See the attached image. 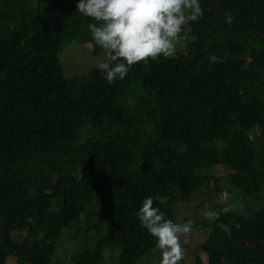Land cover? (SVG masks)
Listing matches in <instances>:
<instances>
[{"label": "trees", "instance_id": "trees-1", "mask_svg": "<svg viewBox=\"0 0 264 264\" xmlns=\"http://www.w3.org/2000/svg\"><path fill=\"white\" fill-rule=\"evenodd\" d=\"M77 2L0 0V264H51L94 201L102 236L71 264H105L108 250L137 264L155 247L143 200L176 223V202L221 192L218 167L240 195L264 194L252 139L264 137V0H199L203 16L181 29L193 41L112 84ZM202 250L207 264H264V208L222 211Z\"/></svg>", "mask_w": 264, "mask_h": 264}, {"label": "clouds", "instance_id": "clouds-1", "mask_svg": "<svg viewBox=\"0 0 264 264\" xmlns=\"http://www.w3.org/2000/svg\"><path fill=\"white\" fill-rule=\"evenodd\" d=\"M199 0H78L77 12L92 18L88 24L92 40L102 49L104 60L98 68L108 84L123 80L133 65L141 61H155L163 55L172 57L176 46L183 40L182 26L197 22L203 16ZM226 23L234 17L225 13ZM213 63L220 58L212 55ZM152 197H146L137 212L139 221L155 238L160 251L159 264H179L183 259L181 237L192 231L191 221L176 224L166 219L159 208L153 206ZM224 213L230 211L223 209ZM209 220L217 219L214 212H205ZM221 231L231 236V228L219 224ZM237 229L240 228L236 224Z\"/></svg>", "mask_w": 264, "mask_h": 264}, {"label": "rangeland", "instance_id": "rangeland-1", "mask_svg": "<svg viewBox=\"0 0 264 264\" xmlns=\"http://www.w3.org/2000/svg\"><path fill=\"white\" fill-rule=\"evenodd\" d=\"M181 34L183 40L176 46L175 55L181 52L186 44L194 40L189 30L184 29ZM258 134V131L252 133V139L257 149L256 167L259 173H264V137ZM211 172L219 178L221 192L215 188V183L213 182L209 187H202L196 190L189 201L185 203L176 202L173 205L176 224L192 222V231L181 237L185 264H197L198 258L203 264H207L208 258L202 250V244L209 236L215 219H207L205 212H214L218 216L224 208H229L230 211L236 213H254L264 208V194L242 196L238 189L230 185L229 178L234 173L233 169L218 167ZM103 196L101 195L100 197ZM110 203L114 205L113 200ZM99 206H101L100 203L94 201L91 205V209L94 211L84 216L72 229L62 232L56 242L55 250L51 257V264H71V258L75 253L84 251L87 244L92 245L102 236L101 232L93 228L94 225L98 224L99 215L95 210ZM106 229L107 224L103 223L102 230L105 231ZM104 257L105 264H114L118 260L116 253L109 250L105 252ZM160 259V251L154 247L137 264H159Z\"/></svg>", "mask_w": 264, "mask_h": 264}, {"label": "crops", "instance_id": "crops-1", "mask_svg": "<svg viewBox=\"0 0 264 264\" xmlns=\"http://www.w3.org/2000/svg\"><path fill=\"white\" fill-rule=\"evenodd\" d=\"M14 262H15V263H14ZM6 264H17V263H16V259L13 258V257H11V258H9V259L7 260Z\"/></svg>", "mask_w": 264, "mask_h": 264}]
</instances>
